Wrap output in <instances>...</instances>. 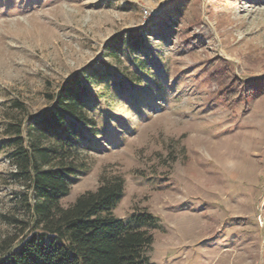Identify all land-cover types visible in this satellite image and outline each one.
<instances>
[{
	"label": "rangeland",
	"instance_id": "374dc122",
	"mask_svg": "<svg viewBox=\"0 0 264 264\" xmlns=\"http://www.w3.org/2000/svg\"><path fill=\"white\" fill-rule=\"evenodd\" d=\"M85 70L102 131L61 205L120 175L115 216L157 219L153 264H264V92L218 98L225 72L264 81V0H0V241L24 215L12 124Z\"/></svg>",
	"mask_w": 264,
	"mask_h": 264
},
{
	"label": "trees",
	"instance_id": "16d2710c",
	"mask_svg": "<svg viewBox=\"0 0 264 264\" xmlns=\"http://www.w3.org/2000/svg\"><path fill=\"white\" fill-rule=\"evenodd\" d=\"M129 34L111 43L126 38L130 48L138 47L139 33ZM134 65L131 76L147 67L144 61ZM90 74L80 71L55 97L48 96L53 105L28 117L25 134L21 125L12 124V176L26 192L15 205L23 209V217L8 219L13 232L0 241V264H153L149 252L157 219L147 215L124 221L115 216L124 194L120 175L101 176L95 191L81 194L67 207L61 205L83 167L82 151L94 149L91 138L102 131L93 118L95 104L86 86ZM94 75L102 80L106 73L97 69ZM220 84L218 98L227 108L243 102L247 111L249 101L264 92L263 80H241L229 72Z\"/></svg>",
	"mask_w": 264,
	"mask_h": 264
}]
</instances>
